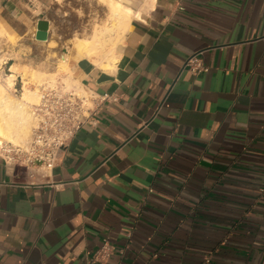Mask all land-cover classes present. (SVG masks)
<instances>
[{
    "label": "crops",
    "instance_id": "crops-1",
    "mask_svg": "<svg viewBox=\"0 0 264 264\" xmlns=\"http://www.w3.org/2000/svg\"><path fill=\"white\" fill-rule=\"evenodd\" d=\"M53 3L0 24L44 42ZM117 56L72 57L92 112L53 169L0 157V264H264V0H155Z\"/></svg>",
    "mask_w": 264,
    "mask_h": 264
},
{
    "label": "rangeland",
    "instance_id": "rangeland-1",
    "mask_svg": "<svg viewBox=\"0 0 264 264\" xmlns=\"http://www.w3.org/2000/svg\"><path fill=\"white\" fill-rule=\"evenodd\" d=\"M150 2L152 0H129L127 5L134 11L146 10ZM45 16L50 21L51 27L44 42L36 40V28H33L24 38L0 35V68H2L1 66L5 68L4 63H7V75L14 74L18 91L16 92L14 85L13 94L16 96L22 94L21 86L24 79L29 81V86L34 89L36 84L32 76L35 74L42 75L44 78L58 74L59 78L53 83L54 87L63 83L68 87H75L80 95L89 98L78 87L77 82L73 79L67 81L68 73L59 72V68L62 66L60 60L65 50L68 49L70 53L72 52V47L77 39H91L96 29L112 25L107 3L98 0H54ZM134 21L136 19L132 20V22ZM0 29H4L2 24H0ZM27 39L29 41L24 42ZM71 60L72 58H70V62ZM70 62L68 71L73 77ZM12 66H15V71L9 72L8 70ZM53 84L47 83L44 84V87H53L50 86ZM87 103L89 107H92L90 100Z\"/></svg>",
    "mask_w": 264,
    "mask_h": 264
},
{
    "label": "bare ground",
    "instance_id": "bare-ground-1",
    "mask_svg": "<svg viewBox=\"0 0 264 264\" xmlns=\"http://www.w3.org/2000/svg\"><path fill=\"white\" fill-rule=\"evenodd\" d=\"M98 1L107 3L112 25L96 29L91 39H77L71 53L68 49L63 52L59 72L68 73L67 81L72 79L68 71V64L72 57L77 61L84 58L94 59L103 68L113 69L118 59V46L132 28V20H142L143 16L153 7L155 0L150 2L148 9L137 11L127 5L129 0ZM3 34H6V31L0 29V35ZM10 71H15V66H12ZM57 76L58 74H53L44 78L42 75H33L32 78L36 84L34 89L29 86L30 82L24 79L20 96L12 92L16 81L14 74L7 75L4 80L0 79V148L30 144L34 129L38 125L35 107L40 104L42 88L44 84L55 83L59 78Z\"/></svg>",
    "mask_w": 264,
    "mask_h": 264
},
{
    "label": "built area",
    "instance_id": "built-area-1",
    "mask_svg": "<svg viewBox=\"0 0 264 264\" xmlns=\"http://www.w3.org/2000/svg\"><path fill=\"white\" fill-rule=\"evenodd\" d=\"M4 66L0 68L1 80L7 77V63ZM185 68L193 74L209 70L198 54L188 58ZM15 90L18 91L17 83ZM41 94L40 104L35 107L38 125L30 144L0 148V157L5 162L26 168L53 169L61 161L76 133L91 116L92 108L87 103L91 99L80 95L75 87L61 83L55 87H43ZM113 253V247L105 243L92 264L99 262V259L109 260Z\"/></svg>",
    "mask_w": 264,
    "mask_h": 264
},
{
    "label": "water",
    "instance_id": "water-1",
    "mask_svg": "<svg viewBox=\"0 0 264 264\" xmlns=\"http://www.w3.org/2000/svg\"><path fill=\"white\" fill-rule=\"evenodd\" d=\"M49 27H50V25H49V22H47V21H40L39 23H38V31H39V33H43V34H45V33H47L48 32V30H49ZM46 38H40V40H42V41H44Z\"/></svg>",
    "mask_w": 264,
    "mask_h": 264
}]
</instances>
